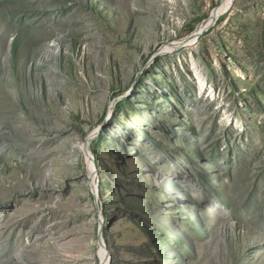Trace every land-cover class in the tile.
<instances>
[{"label": "rangeland", "instance_id": "374dc122", "mask_svg": "<svg viewBox=\"0 0 264 264\" xmlns=\"http://www.w3.org/2000/svg\"><path fill=\"white\" fill-rule=\"evenodd\" d=\"M0 264H264V0H0Z\"/></svg>", "mask_w": 264, "mask_h": 264}, {"label": "water", "instance_id": "95a60500", "mask_svg": "<svg viewBox=\"0 0 264 264\" xmlns=\"http://www.w3.org/2000/svg\"><path fill=\"white\" fill-rule=\"evenodd\" d=\"M216 21V16L214 15V13H212V19H211V22L208 24V25H206L205 26V28L199 33V34H193V35H191L190 37L191 38H198L199 36H201L203 33H205L213 24H214V22ZM90 140H92V138L90 139ZM89 143V142H88ZM88 143H87V145H88ZM100 245H101V247L106 251V253H107V258H109L110 257V254H109V251H108V249H107V246L105 245V243L103 242V240H102V238H100Z\"/></svg>", "mask_w": 264, "mask_h": 264}, {"label": "bare ground", "instance_id": "6f19581e", "mask_svg": "<svg viewBox=\"0 0 264 264\" xmlns=\"http://www.w3.org/2000/svg\"><path fill=\"white\" fill-rule=\"evenodd\" d=\"M44 189V188H43ZM20 191V190H19ZM206 191V194H205V196L206 197H209L210 199L209 200H211L212 202H213V204L215 205V203H216V198H215V196H213L212 194H210V193H207L208 192V189H206L205 190ZM22 192V191H21ZM221 192V191H220ZM217 193V192H216ZM232 199V198H231ZM25 202H23L20 206H23V204H24ZM215 209H218V210H221L220 208H218L216 205H215ZM30 211V210H29ZM222 211V210H221ZM27 212V211H26ZM69 234V233H68ZM18 239V238H17ZM20 240V239H19ZM249 249V248H248ZM251 250V249H250ZM246 261V260H245ZM11 262V261H10Z\"/></svg>", "mask_w": 264, "mask_h": 264}]
</instances>
